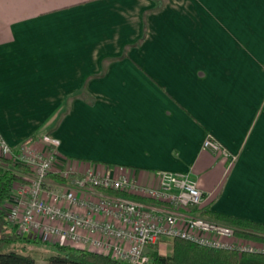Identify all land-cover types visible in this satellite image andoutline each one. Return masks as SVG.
Wrapping results in <instances>:
<instances>
[{"label":"crops","instance_id":"obj_1","mask_svg":"<svg viewBox=\"0 0 264 264\" xmlns=\"http://www.w3.org/2000/svg\"><path fill=\"white\" fill-rule=\"evenodd\" d=\"M0 134L264 222V0H0Z\"/></svg>","mask_w":264,"mask_h":264},{"label":"built area","instance_id":"obj_2","mask_svg":"<svg viewBox=\"0 0 264 264\" xmlns=\"http://www.w3.org/2000/svg\"><path fill=\"white\" fill-rule=\"evenodd\" d=\"M43 140V148L30 141L14 147L0 134V154L29 167L27 180L13 186L8 206L21 234L56 238L129 264H153L157 247L176 236L212 247L264 252V242L201 212L203 190L191 173L160 170L149 184L130 174L55 167L57 140L49 134ZM203 144L224 148L212 135ZM137 197L152 202L147 205Z\"/></svg>","mask_w":264,"mask_h":264},{"label":"trees","instance_id":"obj_3","mask_svg":"<svg viewBox=\"0 0 264 264\" xmlns=\"http://www.w3.org/2000/svg\"><path fill=\"white\" fill-rule=\"evenodd\" d=\"M28 170L25 163L0 154V264H40L31 248L42 241L21 234L8 214L13 186L27 180ZM51 176L60 178L54 173ZM200 210L233 224L239 234L264 241V222L208 207H201ZM173 241L171 253L153 252L155 264H264V252H240L236 248L212 247L178 236ZM53 247V252L46 258L49 264H129L109 253L66 243H55Z\"/></svg>","mask_w":264,"mask_h":264},{"label":"rangeland","instance_id":"obj_4","mask_svg":"<svg viewBox=\"0 0 264 264\" xmlns=\"http://www.w3.org/2000/svg\"><path fill=\"white\" fill-rule=\"evenodd\" d=\"M16 147V146H14ZM58 167V166H56ZM57 169V168H55ZM225 221V220H222ZM226 222V221H225ZM41 239V237H39ZM255 239V238H253ZM43 240V239H42ZM259 240V239H256ZM261 241V240H259ZM264 242V241H261ZM35 247H32V252L37 260L38 263L40 264H49V261L46 259L47 255H50L51 252H53L54 247L53 245H47L44 244L42 242H37L35 243ZM173 245H174V241H169V240H165L164 242H162L158 247H157V252L159 253H164V254H169L172 252L173 249ZM153 264H155V260L153 258Z\"/></svg>","mask_w":264,"mask_h":264}]
</instances>
